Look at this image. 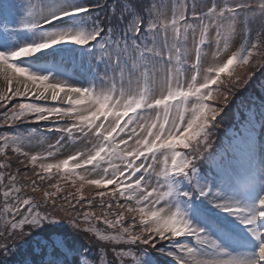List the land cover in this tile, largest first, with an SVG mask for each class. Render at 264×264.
<instances>
[{
	"label": "snow or ice",
	"instance_id": "6c2138e0",
	"mask_svg": "<svg viewBox=\"0 0 264 264\" xmlns=\"http://www.w3.org/2000/svg\"><path fill=\"white\" fill-rule=\"evenodd\" d=\"M94 7L19 0L23 14L11 24L16 5L0 0V128L9 129L0 132V255L31 242L48 250L40 264H76L84 252L65 237L32 235L67 223L120 246L112 249L119 264H146L151 251L170 264H264V168L216 165L211 184L197 179L201 161L217 160V117L264 70V0H119L110 10L118 28L92 17ZM73 18L81 24L62 23ZM21 32L30 39L13 46ZM65 44L94 58L61 61L48 74L25 66ZM42 122L59 135L41 137L34 152V132L18 129ZM53 170L71 178L72 199L57 197L58 182L51 192L38 183Z\"/></svg>",
	"mask_w": 264,
	"mask_h": 264
},
{
	"label": "trees",
	"instance_id": "16d2710c",
	"mask_svg": "<svg viewBox=\"0 0 264 264\" xmlns=\"http://www.w3.org/2000/svg\"><path fill=\"white\" fill-rule=\"evenodd\" d=\"M95 5L103 8L105 11L110 12L112 21L116 22V17L110 11L112 8L117 7L119 4V0H106V3L103 0H91ZM191 0H189L190 3ZM103 18V16L99 15L98 19ZM104 19V18H103ZM253 29L255 28V24L252 25ZM264 84V70L259 71L256 77H253L250 82L242 88L241 90L237 91L235 96L232 98L231 102L228 106L224 109L223 112L217 117V126L213 130V135L211 137L213 142V153L217 156V160L215 164L209 161H201V164L204 165L205 168H209L210 171H215L216 165H224L227 161H231L235 158V145L237 144V140L241 137L245 132L249 131V127L254 129L256 126L260 124V122L264 118V90L261 89V85ZM15 156V154H12ZM13 164L16 163L15 160L12 161ZM32 167H36L37 171H39V167L37 165H29L25 168L23 165L20 166V171H31ZM15 171V168L13 169ZM41 175H47L41 173ZM38 183H42V187L46 188L47 190H51V188H47V182H40L39 178H37ZM53 180V179H52ZM51 180V181H52ZM60 191L57 192L58 198H63L68 196L69 199L73 198L75 193V189L64 190L62 187H59ZM30 191V190H29ZM43 193H40L42 196ZM85 211H90L92 209H84ZM95 211H99L98 208L94 209ZM49 224H45L40 228L41 230H45ZM96 227L104 232H111L112 230L107 229L105 225L97 223ZM51 233L63 236L67 240L71 242L73 239L75 242L80 243V248L82 251L89 256V258H96L98 261L100 259L99 253L102 250H105L107 246H113L107 244L106 242H98L96 238L91 234L85 233H77L73 231L71 227L67 223H64L57 228L55 226H51ZM35 236V235H34ZM47 236V235H46ZM31 239H26V241H30ZM115 247V246H113ZM116 248V247H115ZM43 249V248H42ZM113 249V248H111ZM118 249V248H117ZM27 250H37L36 246L29 242L27 246L22 250H17L12 254L8 255L6 261L9 264H17L16 257H20ZM150 263L152 264L154 261L157 260V257L153 256V253L149 255ZM5 259V258H3ZM2 260V259H1ZM0 260V261H1ZM165 262V261H161ZM111 264V263H109ZM119 264V263H118ZM147 264V263H146ZM149 264V263H148Z\"/></svg>",
	"mask_w": 264,
	"mask_h": 264
},
{
	"label": "rangeland",
	"instance_id": "374dc122",
	"mask_svg": "<svg viewBox=\"0 0 264 264\" xmlns=\"http://www.w3.org/2000/svg\"><path fill=\"white\" fill-rule=\"evenodd\" d=\"M9 2L12 3V4H15V5H16V8H15V10L13 11L12 16L9 17L8 22L11 23V24H15V23L17 22L18 18H19L23 13H22V11H20V9H19V0H9ZM205 2H207V3H211V0H205ZM220 2H222V0H217V3H220ZM243 13H244V12H241V13H240V15H242L241 18H243ZM74 19H75V18L71 19L70 23H69L68 21H64V22H62V23H63L65 26H68V25L72 24L71 22H72V20H74ZM65 23H68V24H65ZM214 34H215V33H214V31H213V36H214ZM28 39H30V34H28V33H24V32H21V33H19V34L15 37V39H14V41H13V46H14L15 42H17V41H27ZM234 42H235L236 46H238L239 43L242 42V41L240 40V35H239V34L235 37ZM60 46L65 47L64 45H60ZM88 53H89V54L84 53L83 50H80V51L77 52V56L79 57V59H84L85 57H89V56H90V53H91V52H88ZM44 54H46V53H44ZM91 54L94 55V53H91ZM42 55H43V54L40 53V54H38V55L35 56V57H42ZM53 56H54V57H57V56H58V53L53 52V53L47 55V57H53ZM26 60H27V61H26ZM26 60H25V66H26V65H30V62H33V60H34V57H32V58H28V59H26ZM37 63H38V62H37ZM28 67L30 68V70L36 71V72H38V73H40V74H46L45 71L43 72V71L37 70V69H35L33 66H31V67L28 66ZM68 67H69V71H71V67H70V65H69ZM258 73H259V71H258L253 77H256ZM78 74H79V73H78ZM253 77H252V78H253ZM246 86H247V85H246ZM47 127H49V125H47V126L45 127V130H44V131H35V132H34L35 135H34V138L32 139V149H33L34 152H37V151H40V150H41V149H40V144H39V141H40L41 137L45 138V139H46L47 141H49V142L54 143V142H55V137H56L57 135H59V134H56V135H55L54 133H50V134H48V133H47L48 131H47V129H46ZM29 130H30V129L27 128V127L24 128V132H25V133H27V131H29ZM20 132L22 133L23 130L20 131ZM261 138H262V137H261ZM260 140H261V139H260ZM262 141H263V140H262ZM46 146H47V145L45 144V147H46ZM65 155H66V153H62L61 156H60V158H65ZM49 162H51V161H49ZM259 162H260V161H259ZM258 168H263V164H262V162L259 163ZM57 182H58V187H62L64 190H69V191H70V189L67 188L66 185L63 183L62 178H58V180H52V181L47 182V188H51V190H56V188H52V187H50V184H52V183H57ZM0 199H2V197H0ZM60 215H62V214H60ZM51 226H55V227H57V228H60L61 225H60V224H49L48 227H46L45 230L36 229L35 232H34L32 235L34 236V235H36L37 233H39L41 236L49 235V234H50ZM25 239H31V238H30V237H26ZM105 250H107V256L105 257V259H106V261L108 262V264H109V263H111V264H118L119 262L115 260L113 250L110 251L108 248H106ZM3 258H5V259H3ZM1 259H2V260H1ZM6 259H7V256L4 257V256L0 255V260H1L0 263H1V264H5V263L7 262ZM74 259L76 260V264H80L81 259H86V257H85V256H84V257L77 256V257H75ZM87 260H92V261L95 262V264H100V259H99V261H98L96 258H94V259L91 258V259H87Z\"/></svg>",
	"mask_w": 264,
	"mask_h": 264
},
{
	"label": "bare ground",
	"instance_id": "6f19581e",
	"mask_svg": "<svg viewBox=\"0 0 264 264\" xmlns=\"http://www.w3.org/2000/svg\"><path fill=\"white\" fill-rule=\"evenodd\" d=\"M261 134H262V140H263V143H264V127L263 129L261 130ZM262 158H261V161L262 164H263V168H264V148L261 149V155H260Z\"/></svg>",
	"mask_w": 264,
	"mask_h": 264
}]
</instances>
